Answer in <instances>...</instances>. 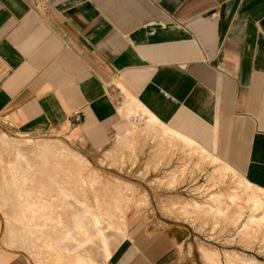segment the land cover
Here are the masks:
<instances>
[{"label": "crops", "instance_id": "1", "mask_svg": "<svg viewBox=\"0 0 264 264\" xmlns=\"http://www.w3.org/2000/svg\"><path fill=\"white\" fill-rule=\"evenodd\" d=\"M121 86L264 188V0H0L2 132L102 150ZM142 233L97 263L205 264L179 224ZM0 264H36L1 217Z\"/></svg>", "mask_w": 264, "mask_h": 264}, {"label": "rangeland", "instance_id": "2", "mask_svg": "<svg viewBox=\"0 0 264 264\" xmlns=\"http://www.w3.org/2000/svg\"><path fill=\"white\" fill-rule=\"evenodd\" d=\"M123 87L117 132L102 150L58 133L0 130L6 236L36 264H98L104 245L112 253L134 232L176 223L205 264H264V223L253 219L254 202L228 198L252 183L148 116Z\"/></svg>", "mask_w": 264, "mask_h": 264}, {"label": "bare ground", "instance_id": "3", "mask_svg": "<svg viewBox=\"0 0 264 264\" xmlns=\"http://www.w3.org/2000/svg\"><path fill=\"white\" fill-rule=\"evenodd\" d=\"M178 135L182 139V141H184L186 143L187 142H194V141L190 140L189 138H187L181 134H178ZM209 154H210V157H212L214 159L217 158L212 153H209ZM232 170H233L234 174L237 176V174H238L237 171L235 169H232ZM252 185L253 186H251L250 188H248L244 191H240V192L235 191L234 193H231L228 196V198H229V201L231 200L232 202H234L236 200L244 199V198H247L249 201L254 202L253 206L251 207V210L254 214L253 219L257 220V222H259V223H264V200H263L264 188L257 186V185H254V184H252ZM211 197L213 199H215L219 204H221L223 202V195L212 194Z\"/></svg>", "mask_w": 264, "mask_h": 264}]
</instances>
